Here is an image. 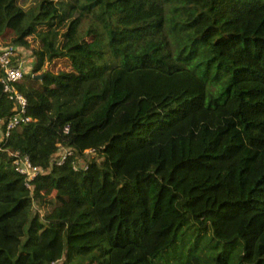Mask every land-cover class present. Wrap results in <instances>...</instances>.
Returning a JSON list of instances; mask_svg holds the SVG:
<instances>
[{
	"label": "trees",
	"instance_id": "1",
	"mask_svg": "<svg viewBox=\"0 0 264 264\" xmlns=\"http://www.w3.org/2000/svg\"><path fill=\"white\" fill-rule=\"evenodd\" d=\"M5 35L0 264H264V0H0Z\"/></svg>",
	"mask_w": 264,
	"mask_h": 264
},
{
	"label": "built area",
	"instance_id": "2",
	"mask_svg": "<svg viewBox=\"0 0 264 264\" xmlns=\"http://www.w3.org/2000/svg\"><path fill=\"white\" fill-rule=\"evenodd\" d=\"M17 54L18 49L15 50L11 47L2 48L0 46V68L4 73L2 80L3 92L7 94L8 100L14 103L16 112L15 116L6 124L5 132L0 134V143L3 140L5 141L10 131L21 122L25 123L29 121V118L25 117L26 99L16 89V85L23 80L24 74L27 73V69L24 66L26 61L23 58H17ZM59 148L61 149V159L58 164L62 163L70 154L68 150L60 145ZM11 155L14 157L13 166L19 174L25 177L26 186L28 189H31L32 187L29 183L37 177L40 172L39 169L30 163L28 157L21 156L18 153Z\"/></svg>",
	"mask_w": 264,
	"mask_h": 264
},
{
	"label": "rangeland",
	"instance_id": "3",
	"mask_svg": "<svg viewBox=\"0 0 264 264\" xmlns=\"http://www.w3.org/2000/svg\"><path fill=\"white\" fill-rule=\"evenodd\" d=\"M9 40V35H5L3 36L2 39H0V42H8ZM30 43L32 45H35V41L33 40V38H30L29 39ZM3 43V44H5ZM23 50L22 48L20 49V51H18V54H19V58H22V56L26 57L27 56V53L24 54H20ZM29 54V53H28ZM69 68H70V64L69 62L66 60V59H56V60H53L52 62H46L45 65H44V70L46 71H50L52 73H56V72H59V71H69ZM26 72H29L28 70ZM36 88H40V86L38 84H36ZM171 253H164L158 260V263H161V264H173V260L171 259Z\"/></svg>",
	"mask_w": 264,
	"mask_h": 264
},
{
	"label": "crops",
	"instance_id": "4",
	"mask_svg": "<svg viewBox=\"0 0 264 264\" xmlns=\"http://www.w3.org/2000/svg\"><path fill=\"white\" fill-rule=\"evenodd\" d=\"M0 46H1V43H0ZM18 51H20V49H18ZM22 52L20 53V54H24L25 55V53H27V56L25 57H23L22 56V58H23V60H25L26 62V65H25V63H24V66H25V68L29 71L30 69H31V67H32V64H33V61H32V59L30 58V56H29V54H28V52L27 51H25V50H21Z\"/></svg>",
	"mask_w": 264,
	"mask_h": 264
}]
</instances>
